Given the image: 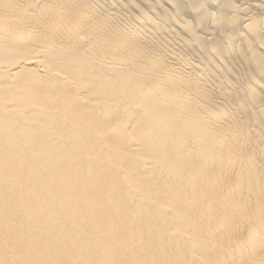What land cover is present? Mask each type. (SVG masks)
<instances>
[{
    "label": "bare ground",
    "instance_id": "1",
    "mask_svg": "<svg viewBox=\"0 0 264 264\" xmlns=\"http://www.w3.org/2000/svg\"><path fill=\"white\" fill-rule=\"evenodd\" d=\"M0 264H264V0H0Z\"/></svg>",
    "mask_w": 264,
    "mask_h": 264
}]
</instances>
